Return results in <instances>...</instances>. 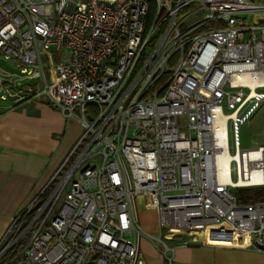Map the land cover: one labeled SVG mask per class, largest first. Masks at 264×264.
I'll list each match as a JSON object with an SVG mask.
<instances>
[{
	"label": "built area",
	"instance_id": "built-area-1",
	"mask_svg": "<svg viewBox=\"0 0 264 264\" xmlns=\"http://www.w3.org/2000/svg\"><path fill=\"white\" fill-rule=\"evenodd\" d=\"M0 57L18 69L0 63L1 99H44L83 129L12 216L0 264H147L142 235L201 264L175 262L143 209L166 239L211 225L264 250V201L232 191L264 186V144L238 141L264 99V0H0Z\"/></svg>",
	"mask_w": 264,
	"mask_h": 264
},
{
	"label": "crops",
	"instance_id": "crops-1",
	"mask_svg": "<svg viewBox=\"0 0 264 264\" xmlns=\"http://www.w3.org/2000/svg\"><path fill=\"white\" fill-rule=\"evenodd\" d=\"M82 130L78 119L64 116L44 99L0 98V240L12 216L50 189ZM151 214L156 212L140 210L139 221L147 224ZM169 240L175 262L264 264V250L224 245L232 241L227 228L211 226L208 235L181 233Z\"/></svg>",
	"mask_w": 264,
	"mask_h": 264
},
{
	"label": "rangeland",
	"instance_id": "rangeland-1",
	"mask_svg": "<svg viewBox=\"0 0 264 264\" xmlns=\"http://www.w3.org/2000/svg\"><path fill=\"white\" fill-rule=\"evenodd\" d=\"M199 16L200 14L198 15V17ZM193 18H191V21H193ZM191 21H187V22H191ZM0 63L4 67H7L14 71H18V69L14 67L13 63L5 61L1 57H0ZM76 111L79 110L76 109ZM243 117L244 118L240 122L238 127L239 147L242 149H246L260 144H264V99L260 100L255 105V107L252 106V104H250L244 110ZM99 160H100V156L97 155L93 158L92 161L98 163ZM241 190L242 188L232 189L233 193L236 196L241 193ZM60 203H61V199L58 202V206L60 205ZM147 219H148V223L145 225H143L140 222L142 229L145 232L152 234V236L155 239L160 237L162 241L165 240V242L171 247V241L163 237V235L165 234L166 227L160 224L159 216L157 214H151L147 217ZM203 233L204 235L209 234V233H205L204 231ZM139 244L143 251L147 264H168V260L162 252L164 249V245L162 242L159 241L152 242L150 239H148L147 236L142 235L140 236Z\"/></svg>",
	"mask_w": 264,
	"mask_h": 264
},
{
	"label": "trees",
	"instance_id": "trees-1",
	"mask_svg": "<svg viewBox=\"0 0 264 264\" xmlns=\"http://www.w3.org/2000/svg\"><path fill=\"white\" fill-rule=\"evenodd\" d=\"M237 200L241 203H253L264 201V186L261 187H245L238 194Z\"/></svg>",
	"mask_w": 264,
	"mask_h": 264
},
{
	"label": "bare ground",
	"instance_id": "bare-ground-1",
	"mask_svg": "<svg viewBox=\"0 0 264 264\" xmlns=\"http://www.w3.org/2000/svg\"><path fill=\"white\" fill-rule=\"evenodd\" d=\"M249 80V82L250 83H254V81H255V79H252V78H248ZM227 159H228V155H222V156H220L219 157V164H220V170H219V172L221 173V175H224L225 173H227V170H226V168H225V165H226V163H227ZM210 227H211V225L210 226H208L207 228H206V230H203L205 233H209V231L208 230H210ZM229 230V229H228ZM229 234H230V236L233 238V235H232V233L230 232V230H229Z\"/></svg>",
	"mask_w": 264,
	"mask_h": 264
}]
</instances>
